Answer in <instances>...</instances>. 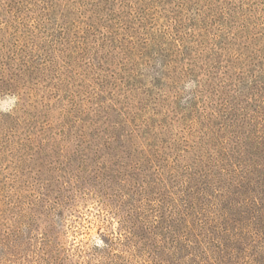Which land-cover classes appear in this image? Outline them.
Segmentation results:
<instances>
[{"label": "trees", "instance_id": "1", "mask_svg": "<svg viewBox=\"0 0 264 264\" xmlns=\"http://www.w3.org/2000/svg\"><path fill=\"white\" fill-rule=\"evenodd\" d=\"M6 98L0 264H264V0H0Z\"/></svg>", "mask_w": 264, "mask_h": 264}, {"label": "rangeland", "instance_id": "2", "mask_svg": "<svg viewBox=\"0 0 264 264\" xmlns=\"http://www.w3.org/2000/svg\"><path fill=\"white\" fill-rule=\"evenodd\" d=\"M15 100L12 98H6L3 100H0V111L5 112L7 110H10L14 107ZM96 228L91 227L90 230H88L86 235L81 236L80 240L84 241L85 243H90L93 244L97 240V233H96Z\"/></svg>", "mask_w": 264, "mask_h": 264}]
</instances>
